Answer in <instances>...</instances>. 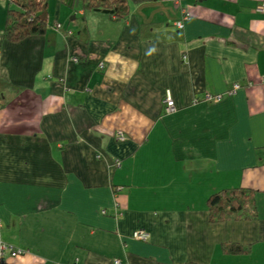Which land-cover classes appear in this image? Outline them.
Listing matches in <instances>:
<instances>
[{"label": "crops", "instance_id": "1", "mask_svg": "<svg viewBox=\"0 0 264 264\" xmlns=\"http://www.w3.org/2000/svg\"><path fill=\"white\" fill-rule=\"evenodd\" d=\"M263 3L80 11L87 43L62 0L46 36L9 43L4 21L0 80L23 91L0 109V240L26 253L0 264H264ZM233 188L256 192L258 220L210 221V196Z\"/></svg>", "mask_w": 264, "mask_h": 264}, {"label": "trees", "instance_id": "2", "mask_svg": "<svg viewBox=\"0 0 264 264\" xmlns=\"http://www.w3.org/2000/svg\"><path fill=\"white\" fill-rule=\"evenodd\" d=\"M62 1L76 12L75 23H79L80 31L74 35L80 41L87 43L90 38L89 28L86 16L78 17L80 11L84 14L103 12L114 21H127L131 15L132 6L157 0H71L72 3L70 0ZM5 4V24L1 35L9 43L19 44L29 38L46 36L52 27L50 25L51 0H5ZM169 27L173 28L174 25L170 24ZM178 31H172V40L173 38L179 40ZM22 91L23 88L0 80V109L10 104L8 96ZM255 198L256 192L247 188L224 189L214 193L207 204L210 221L218 223L258 220ZM224 250L232 255L248 252L247 249L234 245H224Z\"/></svg>", "mask_w": 264, "mask_h": 264}, {"label": "built area", "instance_id": "3", "mask_svg": "<svg viewBox=\"0 0 264 264\" xmlns=\"http://www.w3.org/2000/svg\"><path fill=\"white\" fill-rule=\"evenodd\" d=\"M258 11L261 13H264V4L258 7ZM187 20H189V15L187 13H184L183 19L179 22L174 23V27L178 30H182L184 28V22ZM58 28H61V25H58ZM100 69L102 70L105 69L104 64L100 65ZM240 88L241 86L239 84H236L230 93L232 94V92H236ZM217 100L221 101V98H218ZM164 109H165L164 110L165 113H170V114L174 113L177 109L176 104L173 101L170 93H168L167 96L165 97ZM117 137L119 140H122V141L125 140V137L122 134H119ZM106 213H107L106 211H103V214H106ZM1 234H2V223L0 221V238H1ZM134 238L137 239L138 241L147 242L150 236L146 231L140 230L134 233ZM0 253H1V258L5 259V257L7 256L15 258L19 255H23L24 253H26V251L23 249H15L11 245L0 240ZM112 264H122V261L120 259H114Z\"/></svg>", "mask_w": 264, "mask_h": 264}, {"label": "rangeland", "instance_id": "4", "mask_svg": "<svg viewBox=\"0 0 264 264\" xmlns=\"http://www.w3.org/2000/svg\"><path fill=\"white\" fill-rule=\"evenodd\" d=\"M2 6H3L4 8H6V4H5V2L2 4ZM0 17L3 19V21L0 23V25L3 26L4 21H5V10H3L2 8H0ZM72 22H73V21H72ZM69 23H70V21H69ZM100 65H101V64H100Z\"/></svg>", "mask_w": 264, "mask_h": 264}, {"label": "water", "instance_id": "5", "mask_svg": "<svg viewBox=\"0 0 264 264\" xmlns=\"http://www.w3.org/2000/svg\"><path fill=\"white\" fill-rule=\"evenodd\" d=\"M73 19H75V17H73Z\"/></svg>", "mask_w": 264, "mask_h": 264}]
</instances>
